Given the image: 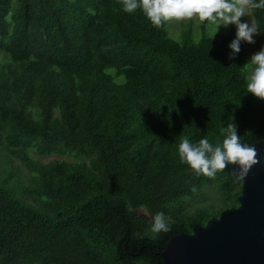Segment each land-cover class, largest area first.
<instances>
[{"label":"trees","instance_id":"16d2710c","mask_svg":"<svg viewBox=\"0 0 264 264\" xmlns=\"http://www.w3.org/2000/svg\"><path fill=\"white\" fill-rule=\"evenodd\" d=\"M236 31L174 36L120 0H0V264H163L173 235L237 205L234 165L209 178L178 155L229 123L264 138L247 42L229 59ZM210 185L222 206L192 211ZM158 212L170 231H151Z\"/></svg>","mask_w":264,"mask_h":264},{"label":"clouds","instance_id":"9594fccd","mask_svg":"<svg viewBox=\"0 0 264 264\" xmlns=\"http://www.w3.org/2000/svg\"><path fill=\"white\" fill-rule=\"evenodd\" d=\"M120 3L127 13L141 10L158 29L171 21L198 19L201 23L216 25L217 33L221 26L227 28L234 24L237 31L236 38L229 45L232 49L229 59L240 52L241 41L254 44V36L262 33L256 23L241 22V17L249 8L264 9V0H120ZM249 63L253 68L246 78L247 93L264 100V47L251 56ZM220 133L224 139L216 144L210 143L206 137L195 144L188 137H182L178 145L180 162L187 164L197 175L209 178H215L228 165H239V171L235 170L233 175L236 180L245 178L253 165L259 163L256 148L241 142L236 123H229L220 129ZM152 219L153 233L170 231L163 212L156 213Z\"/></svg>","mask_w":264,"mask_h":264},{"label":"water","instance_id":"95a60500","mask_svg":"<svg viewBox=\"0 0 264 264\" xmlns=\"http://www.w3.org/2000/svg\"><path fill=\"white\" fill-rule=\"evenodd\" d=\"M250 145L259 163L242 179L238 204L173 235L163 264H264V138Z\"/></svg>","mask_w":264,"mask_h":264},{"label":"rangeland","instance_id":"374dc122","mask_svg":"<svg viewBox=\"0 0 264 264\" xmlns=\"http://www.w3.org/2000/svg\"><path fill=\"white\" fill-rule=\"evenodd\" d=\"M241 22H253V17L251 15L250 9L246 10V15L241 17ZM189 25H191L192 32L194 37L198 38L203 31L205 32H216L217 27L214 24L204 22L201 23L198 19L188 20V21H171L168 23V29H170V32L172 35L177 36L182 29L188 28ZM235 26L229 25L227 28L221 26L219 30H228L231 27ZM205 27V28H204ZM236 27V26H235ZM182 33V32H181ZM179 34V37L181 35ZM178 38V37H177ZM255 43L250 44L247 42L248 45V57L251 59V56L259 51L262 47H264V35L261 33L259 35L254 36ZM7 55L0 50V61H2ZM252 68L249 70V74H251ZM36 157L40 158L43 161H48L50 159L56 158V157H66L71 158V155H60V154H51V155H40V154H34ZM13 159V165L16 167H19V170L22 174V178L26 179L29 176V171L26 169L25 166L21 165V160L19 158L12 157ZM26 183L29 182V180H25ZM204 196L203 197H195L188 200L190 209L193 211L196 206H207L210 207L211 210H214L215 208L222 206V201L220 199L221 197V191L215 187V186H206L204 187ZM30 200V198H29ZM215 204L216 206L212 207Z\"/></svg>","mask_w":264,"mask_h":264}]
</instances>
